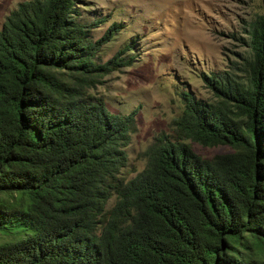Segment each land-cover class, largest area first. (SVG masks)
I'll use <instances>...</instances> for the list:
<instances>
[{"label": "trees", "instance_id": "trees-1", "mask_svg": "<svg viewBox=\"0 0 264 264\" xmlns=\"http://www.w3.org/2000/svg\"><path fill=\"white\" fill-rule=\"evenodd\" d=\"M105 21L79 0H26L0 28V264H264V13L249 54L204 76L216 100L184 92L175 134L129 180L137 110L89 92L136 61L131 43L98 60L121 31L96 40Z\"/></svg>", "mask_w": 264, "mask_h": 264}, {"label": "rangeland", "instance_id": "rangeland-1", "mask_svg": "<svg viewBox=\"0 0 264 264\" xmlns=\"http://www.w3.org/2000/svg\"><path fill=\"white\" fill-rule=\"evenodd\" d=\"M23 1L0 0V28ZM79 5L85 21L107 18L93 31L96 40L115 22L121 26L103 46L100 62L128 43L135 49L132 65L104 76L101 84L89 89L113 113L137 110L138 129L126 148L128 161L121 174L126 180L146 167L144 153L158 134H175L173 122L183 113L184 92L199 100H216L204 76L227 70L249 54L245 27L264 13V0H79ZM192 145L209 158L229 151L224 146ZM4 240L0 234V242Z\"/></svg>", "mask_w": 264, "mask_h": 264}]
</instances>
